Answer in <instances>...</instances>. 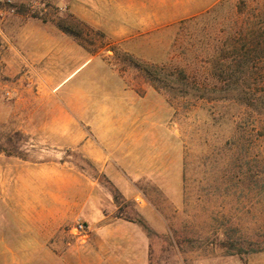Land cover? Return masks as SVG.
Instances as JSON below:
<instances>
[{
	"label": "rangeland",
	"instance_id": "rangeland-1",
	"mask_svg": "<svg viewBox=\"0 0 264 264\" xmlns=\"http://www.w3.org/2000/svg\"><path fill=\"white\" fill-rule=\"evenodd\" d=\"M41 165L150 264H264V0H0V213Z\"/></svg>",
	"mask_w": 264,
	"mask_h": 264
},
{
	"label": "crops",
	"instance_id": "crops-1",
	"mask_svg": "<svg viewBox=\"0 0 264 264\" xmlns=\"http://www.w3.org/2000/svg\"><path fill=\"white\" fill-rule=\"evenodd\" d=\"M38 170L39 187L13 188L11 216L0 213V264H150L147 234L116 218L110 198L80 187L68 201L67 177L59 168ZM51 181L56 190L46 187ZM76 219L86 225L85 234L76 232Z\"/></svg>",
	"mask_w": 264,
	"mask_h": 264
},
{
	"label": "trees",
	"instance_id": "trees-1",
	"mask_svg": "<svg viewBox=\"0 0 264 264\" xmlns=\"http://www.w3.org/2000/svg\"><path fill=\"white\" fill-rule=\"evenodd\" d=\"M178 72H179V75L182 76L183 79H185V81H187V82L189 81L190 82V77L187 74L186 70L180 69V70H178ZM11 155H14V154H11ZM113 188H114V186H113ZM114 191H115V193L114 192L112 193V197H113V200L115 201V203H117L118 198H117V194L116 193L118 192V190L116 188H114ZM119 211H120V209H119ZM116 218L123 219V220L129 221V222L135 223L134 221H132V220H130L128 218H122L120 216H117V212H116ZM139 224L144 226L141 222H139ZM229 248H230V246H229ZM238 253H242V249H239Z\"/></svg>",
	"mask_w": 264,
	"mask_h": 264
},
{
	"label": "built area",
	"instance_id": "built-area-1",
	"mask_svg": "<svg viewBox=\"0 0 264 264\" xmlns=\"http://www.w3.org/2000/svg\"><path fill=\"white\" fill-rule=\"evenodd\" d=\"M7 2L12 3L13 0H7ZM75 229H76V232L79 234H85L87 231V227L84 223H78Z\"/></svg>",
	"mask_w": 264,
	"mask_h": 264
}]
</instances>
